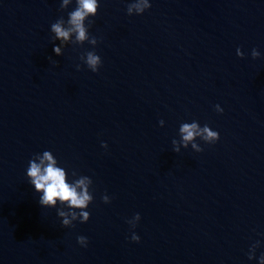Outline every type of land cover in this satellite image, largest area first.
Here are the masks:
<instances>
[{"label":"water","instance_id":"water-1","mask_svg":"<svg viewBox=\"0 0 264 264\" xmlns=\"http://www.w3.org/2000/svg\"><path fill=\"white\" fill-rule=\"evenodd\" d=\"M135 2L98 0L93 45L50 30L76 0H0V264H260L264 0ZM193 122L219 139L184 142ZM44 151L66 183L88 177L87 208L39 204L26 170Z\"/></svg>","mask_w":264,"mask_h":264},{"label":"clouds","instance_id":"clouds-1","mask_svg":"<svg viewBox=\"0 0 264 264\" xmlns=\"http://www.w3.org/2000/svg\"><path fill=\"white\" fill-rule=\"evenodd\" d=\"M69 0H63L60 7L61 9L65 8ZM99 4L98 0H76V7L73 11L68 13L67 21L63 17L56 20V22L51 24V32L55 33L56 38H62L63 40H68L72 32L76 33V39L78 41L88 40L90 44L96 45V38H90L88 33V27L91 25V21L87 27H85V20L89 17H94L97 14ZM150 7L148 0H136L135 3H131L127 7V13L131 15L133 8H135L137 14L143 13L146 9ZM65 23L70 25V27H65ZM53 51L56 55H61V48L59 46H54ZM236 55L238 57H243V53L239 48L236 50ZM260 53L254 48L251 51V56L253 59L257 58ZM86 64L92 72H96L98 67L101 64L100 57L96 55L93 51L86 52ZM77 70H79L80 65H77ZM217 112H222V109L219 105L215 106ZM162 123V120L159 122ZM180 132L183 133V141H191L194 135H200L201 132L205 135L203 138L209 142V144L214 143L219 139V134L216 131L210 130V128L205 125L202 129L198 130L196 122L191 124L184 123L180 127ZM173 151L179 152V147L176 146V141H172ZM101 147H107L106 144L102 143ZM193 148H196V145H193ZM197 151H202L201 148ZM47 161V165H44V162ZM43 166V167H42ZM27 179H29L30 184L34 187L37 193L42 192L43 194L39 196V204L42 207H55L57 200L64 203L67 202V205L72 208L85 209L88 206L92 197L87 193L84 188L85 180L88 177H82L79 181L76 182V186H72L65 182V171L61 167L56 166V160L51 155L50 151H44L43 159L40 161V164L35 163L34 160L29 161L28 168L26 170ZM76 187H81V192L77 193ZM104 203H109V197L107 195L102 196ZM57 215L61 219L62 226L70 225L71 221L67 218V214L63 211L57 209ZM72 218L76 219L79 216L80 222H87L89 219V212H72ZM137 220L140 219L139 214H135ZM131 240L134 242L139 241V237L133 233ZM77 243L81 246H86L87 238L84 236L77 237ZM260 264H264V254L261 255Z\"/></svg>","mask_w":264,"mask_h":264}]
</instances>
